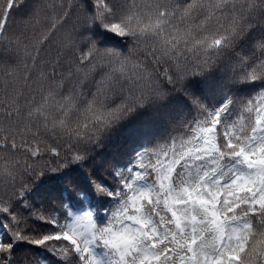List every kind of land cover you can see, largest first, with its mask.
Masks as SVG:
<instances>
[{
    "label": "snow or ice",
    "instance_id": "snow-or-ice-1",
    "mask_svg": "<svg viewBox=\"0 0 264 264\" xmlns=\"http://www.w3.org/2000/svg\"><path fill=\"white\" fill-rule=\"evenodd\" d=\"M0 264H264V0H0Z\"/></svg>",
    "mask_w": 264,
    "mask_h": 264
},
{
    "label": "trees",
    "instance_id": "trees-1",
    "mask_svg": "<svg viewBox=\"0 0 264 264\" xmlns=\"http://www.w3.org/2000/svg\"><path fill=\"white\" fill-rule=\"evenodd\" d=\"M125 135H126V132L118 133L116 137H114V146L120 144L123 141ZM45 159H48V157H45ZM51 183H54V182H48L45 185H41V192L43 193L44 191H46L50 187ZM65 199L67 200L66 194H65ZM53 203H55V201H53ZM84 203L87 204V201H85Z\"/></svg>",
    "mask_w": 264,
    "mask_h": 264
}]
</instances>
